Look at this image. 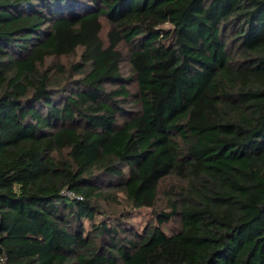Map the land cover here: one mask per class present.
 <instances>
[{
  "label": "trees",
  "instance_id": "1",
  "mask_svg": "<svg viewBox=\"0 0 264 264\" xmlns=\"http://www.w3.org/2000/svg\"><path fill=\"white\" fill-rule=\"evenodd\" d=\"M0 264H264V0H0Z\"/></svg>",
  "mask_w": 264,
  "mask_h": 264
},
{
  "label": "rangeland",
  "instance_id": "2",
  "mask_svg": "<svg viewBox=\"0 0 264 264\" xmlns=\"http://www.w3.org/2000/svg\"><path fill=\"white\" fill-rule=\"evenodd\" d=\"M151 217L152 213L149 208H140L138 211L135 210L133 212V217L130 221L137 226L139 231H141ZM165 230L172 232L171 225H167Z\"/></svg>",
  "mask_w": 264,
  "mask_h": 264
}]
</instances>
